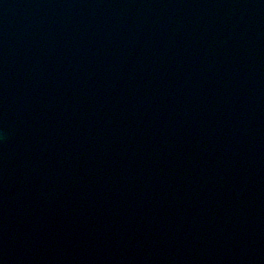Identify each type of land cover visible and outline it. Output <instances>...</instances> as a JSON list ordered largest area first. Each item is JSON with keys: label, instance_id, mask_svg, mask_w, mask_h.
Wrapping results in <instances>:
<instances>
[{"label": "water", "instance_id": "1", "mask_svg": "<svg viewBox=\"0 0 264 264\" xmlns=\"http://www.w3.org/2000/svg\"><path fill=\"white\" fill-rule=\"evenodd\" d=\"M0 264H264V0H0Z\"/></svg>", "mask_w": 264, "mask_h": 264}]
</instances>
